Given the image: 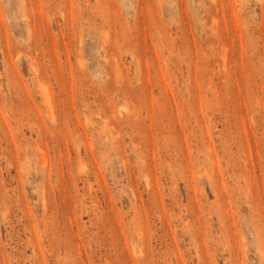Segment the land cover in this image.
Here are the masks:
<instances>
[{
  "label": "rangeland",
  "instance_id": "obj_1",
  "mask_svg": "<svg viewBox=\"0 0 264 264\" xmlns=\"http://www.w3.org/2000/svg\"><path fill=\"white\" fill-rule=\"evenodd\" d=\"M0 264H264V0H0Z\"/></svg>",
  "mask_w": 264,
  "mask_h": 264
}]
</instances>
